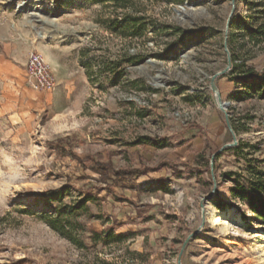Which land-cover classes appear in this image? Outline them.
<instances>
[{
	"label": "rangeland",
	"instance_id": "374dc122",
	"mask_svg": "<svg viewBox=\"0 0 264 264\" xmlns=\"http://www.w3.org/2000/svg\"><path fill=\"white\" fill-rule=\"evenodd\" d=\"M15 1L23 0H0V264H176L212 188L196 157L210 159L231 142L209 91V77L225 66L230 0H190L193 12L180 23L174 11L186 0H125V8L113 0H54L63 9L54 28L28 23L12 9ZM50 1L38 3L49 7ZM128 15L154 26H146L143 37H125L112 21ZM232 20L243 68L216 86L229 103V118L239 120L238 143L260 149L247 159L261 160L264 0H235ZM137 29L130 26L129 35ZM45 30L55 33L39 38ZM22 34L31 35L34 48L26 49ZM47 36L72 81L37 92L24 65ZM144 59L157 65L127 70ZM242 72L252 74L244 80ZM144 75L159 78L161 86L152 88ZM74 157L91 161L81 165ZM94 162L139 175L113 185L112 172L104 182L91 170ZM163 164L178 165L183 174L176 177ZM215 167L213 200L223 209L205 205L204 227L181 264H264V225L231 199L233 183L221 177L245 176V161L223 152ZM118 236L124 239L116 242Z\"/></svg>",
	"mask_w": 264,
	"mask_h": 264
},
{
	"label": "trees",
	"instance_id": "16d2710c",
	"mask_svg": "<svg viewBox=\"0 0 264 264\" xmlns=\"http://www.w3.org/2000/svg\"><path fill=\"white\" fill-rule=\"evenodd\" d=\"M113 3L119 6V8H125L127 1L125 0H113ZM113 23V30H120L122 32L123 36L125 37H131V36H136V37H143L144 29L146 26L153 27L154 25L151 23L146 22L145 17H132V16H126L124 17L121 22L115 19L112 21ZM130 26L133 27H138L136 31L133 32L132 35H129V30ZM167 27H164V30ZM238 28L235 20L231 21L230 24V30H229V35H228V50L230 52L231 58H232V69L229 72L228 75H232L236 73L238 70H242L243 65L241 63H237V58L234 53V43L236 42V35H235V30ZM260 31H264V27H260ZM177 33L179 34H184V32L180 29H177ZM249 37L250 39H253L254 36L250 35L248 32H246V37ZM178 42H182V39H180ZM243 79L247 80V78L252 74V72L243 73ZM260 80L264 82V78L261 77ZM260 85L259 87H261ZM248 88V87H247ZM246 96L247 93H246ZM230 123L232 125V128L235 133L238 131V125H239V120H234L232 117L229 118ZM143 141V140H142ZM156 142L153 140H145L143 145H148L150 147H155ZM60 142H57L54 144V148L59 149L60 148ZM250 148L252 152H247L243 154L241 152L242 149ZM225 152L233 153L235 158H240L245 161L246 164V170H245V176H242L239 173H224L221 175L223 179H229L232 181L233 185L229 189V195L232 200L239 202L242 204L245 208L246 211L256 220L261 222L264 225V168L260 169L258 165H264V158L261 160H252V159H247L252 153L260 152V149L256 146H241L240 143H238V146L236 148L232 149H227ZM219 157V156H218ZM79 164H84L85 162L91 161L89 158L85 159H79L74 157ZM203 160V168L206 170V172L210 176V167H209V160L210 159H204V155H198L196 157V162ZM217 160V157L214 160V171L216 169L215 167V162ZM91 170L98 174L100 178L105 182L110 180V175L109 172H112L113 174V179L115 183L114 184H119L122 183L124 180H129L132 179L133 177L139 175L138 171H125V170H114L111 163H99V162H94L92 163ZM164 168L171 169L176 177H180L183 173L178 171V165L175 164H163L161 165ZM186 167V166H185ZM187 170H189L191 173L197 172V169L191 168V167H186ZM211 179V178H210ZM212 205L214 208L218 210L223 209V203L219 200H213ZM243 218V215L241 216ZM110 232V229L105 230L104 235L108 234ZM102 236L98 234H92V240L95 242H99L100 238ZM124 239L123 236H118L116 237V242L121 241ZM25 261H22L19 264H24Z\"/></svg>",
	"mask_w": 264,
	"mask_h": 264
},
{
	"label": "water",
	"instance_id": "95a60500",
	"mask_svg": "<svg viewBox=\"0 0 264 264\" xmlns=\"http://www.w3.org/2000/svg\"><path fill=\"white\" fill-rule=\"evenodd\" d=\"M33 3H31L30 0H23L21 2L15 1L12 9H16L17 13L22 14L25 16V19L27 20L28 23H31L33 20L36 21L37 23H40L43 26H48L50 28H54V21L62 14L63 9H58L55 7L54 5V0H51L49 2V7L48 6H44V7H40L38 4H36L35 1L39 0H32ZM35 3V4H34ZM190 0H186L183 4V7L179 8V11L175 10L174 13L176 15L175 21H177L178 23L181 22L182 18H185L186 15L192 11V7L190 6ZM25 7V8H24ZM186 8L188 11H185ZM234 10H235V0H230V12L228 14L227 20H226V24H225V28L223 31V36H224V40H223V51L226 55V61H225V66L223 67V69H221L220 71L216 72L215 74H213L212 76L209 77V91L213 97L214 100V104L216 106V108L222 113L223 117H224V123H225V127L227 132L230 134L231 136V142L220 147L211 157L209 160V167H210V178H211V191L209 193L208 196H206L205 198L202 199L201 203H200V213H201V220H200V224L197 227V229L195 231H193L191 234H189L186 239L183 241L181 247H180V251L178 253L177 259H176V264H181V259H182V255L187 247V245L190 243L191 240L195 239L200 230L204 227V224L206 222L205 216H206V212H205V205L207 203H211L214 199V195L216 193V189H217V180L214 174V160L216 157H218L220 154H222L223 152H225L227 149H232V148H236L238 146V141L236 138V134L232 128V125L230 123V119H229V114H228V107H229V103L228 102H223L220 96V92L218 91V88L216 86V81L221 78L224 77L225 75H227L231 69H232V58L230 55V52L228 50V35H229V30H230V24H231V19L233 17L234 14ZM36 13L38 15H41L42 17L49 19L50 23H48L46 20L45 21H41L40 17H38V15H33L32 13ZM60 12V13H59ZM28 13V15H27ZM37 35L39 38H41L42 36L40 35V32H37ZM52 37L51 36H47L44 40L48 41L50 40ZM186 53L184 50H181V56ZM144 64H148V65H157L156 62L150 60V59H144L142 61H140V63H137V65H133L129 68H127V70L129 71H134L136 73H140L143 69V65ZM144 78L149 82V85L152 88L157 89L158 87H160L161 85L160 83V79L157 77H151L148 75H144ZM167 83H165L166 85Z\"/></svg>",
	"mask_w": 264,
	"mask_h": 264
},
{
	"label": "built area",
	"instance_id": "2783aa9c",
	"mask_svg": "<svg viewBox=\"0 0 264 264\" xmlns=\"http://www.w3.org/2000/svg\"><path fill=\"white\" fill-rule=\"evenodd\" d=\"M38 5L41 7L40 3H38ZM24 71L27 84L31 86L33 90L37 92L54 90L55 80L52 69L40 54L36 52H30L27 55Z\"/></svg>",
	"mask_w": 264,
	"mask_h": 264
},
{
	"label": "crops",
	"instance_id": "0c3cea01",
	"mask_svg": "<svg viewBox=\"0 0 264 264\" xmlns=\"http://www.w3.org/2000/svg\"><path fill=\"white\" fill-rule=\"evenodd\" d=\"M41 7H44V4H41ZM46 7V5H45ZM25 18V16H24ZM41 21H45L46 18H40ZM34 21V20H33ZM47 21V20H46ZM36 22V21H35ZM40 33H44V34H51V33H55L54 30H50L47 31L45 30V32L40 31ZM37 34V33H36ZM20 38L22 39L23 42H25L27 45L26 49L30 50L34 47H32L31 41H32V37H30L31 35H19ZM56 47H53L50 44V40L46 41L44 40L43 43L39 44V46L37 48H35L39 54L43 57V59L45 60V62L51 67L52 72H53V76H54V80L55 83L57 85H62L64 83H69L70 81H72L70 79L71 77V71L69 70V68L67 67V65H65L64 62H62L60 60V58L57 56V51H55Z\"/></svg>",
	"mask_w": 264,
	"mask_h": 264
},
{
	"label": "bare ground",
	"instance_id": "6f19581e",
	"mask_svg": "<svg viewBox=\"0 0 264 264\" xmlns=\"http://www.w3.org/2000/svg\"><path fill=\"white\" fill-rule=\"evenodd\" d=\"M26 1V0H25ZM36 3H38V1H35ZM191 7L193 6L192 4L190 5ZM25 8V7H24ZM16 13H17V10L15 9L14 10ZM19 14V13H18ZM33 15H38V14H36V13H32ZM27 15H28V13H27ZM38 17H41V15H38ZM40 35L42 36L43 34L42 33H40ZM45 37V36H44ZM52 37V36H51ZM41 38H43V36L41 37ZM53 38V37H52ZM154 66V65H153ZM213 221H215V222H219V220H218V218H213ZM263 255H264V251H263Z\"/></svg>",
	"mask_w": 264,
	"mask_h": 264
}]
</instances>
